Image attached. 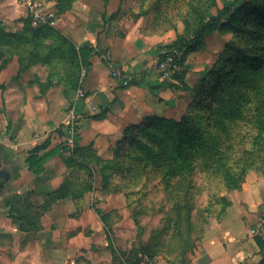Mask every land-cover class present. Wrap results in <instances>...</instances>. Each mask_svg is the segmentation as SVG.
Wrapping results in <instances>:
<instances>
[{
  "label": "rangeland",
  "instance_id": "1",
  "mask_svg": "<svg viewBox=\"0 0 264 264\" xmlns=\"http://www.w3.org/2000/svg\"><path fill=\"white\" fill-rule=\"evenodd\" d=\"M225 1L0 0V31L5 33L0 46L6 59H17L19 70L21 66L33 68L36 77L32 83L38 88L33 97L56 105L48 112L47 125L51 122L59 126L56 137L62 142L71 120L70 108L83 99L80 91L86 95L85 68L78 52L82 43L73 39L70 29L77 34L80 26L84 27L79 30L85 32L89 21L104 23L99 33L106 31L110 38L120 36L118 47L121 36L128 35L129 43L149 55L147 75L153 78L161 74L157 62L166 46L182 36H191L198 23L215 14ZM250 1L254 3H245L236 15L229 14L214 34L188 52L185 71L179 73H183L182 79L176 77L178 74L167 75L170 97H161L152 86L147 88L149 101L145 99L152 111L137 116L113 113L107 121L94 125L88 122L86 128L95 133L94 140L84 147L81 156H74L76 162L83 159L84 163L70 173L72 183L79 187L99 184L104 188L105 203L109 201L106 194L116 195L111 199L119 206L115 209L133 219L137 254L153 252L157 263L221 261L223 254L212 249L213 242L211 254L206 253L205 241L208 231L221 229L232 264H264V248L259 250L251 234L264 212V132L258 111L264 82L254 73L247 75V83L237 79L245 77L246 66L253 63L249 59H256L264 51V0ZM34 10L53 11L55 23L34 26ZM107 52L106 58H113ZM114 70H110L112 77ZM135 79L145 78L136 75ZM5 89L0 87V139H9L13 127L3 118L8 113ZM205 100L208 105L202 104ZM102 111L93 106L85 118L92 120L89 116ZM59 116L64 122L54 121ZM148 117L152 120L146 121ZM76 118L81 134L86 121ZM131 120L139 122L134 123L137 126L144 123L133 129L132 137L124 133V126ZM187 152L190 160L185 158ZM227 172L231 174L226 176ZM230 177L238 181V187H228ZM188 178L195 187L188 184ZM189 190L192 207L196 208L195 240V235L186 234L185 238L177 214V206ZM6 197L0 190V209L9 207L4 203ZM157 228L167 237L156 249L151 246V238Z\"/></svg>",
  "mask_w": 264,
  "mask_h": 264
},
{
  "label": "crops",
  "instance_id": "2",
  "mask_svg": "<svg viewBox=\"0 0 264 264\" xmlns=\"http://www.w3.org/2000/svg\"><path fill=\"white\" fill-rule=\"evenodd\" d=\"M104 25L89 21L85 25V32L79 30L84 27L80 26L77 34L70 29L73 39L81 41L82 46L89 43L94 48L84 66L86 78L83 87L86 95L68 112L69 117L74 115L86 121L78 139V145L81 147L90 144L95 137V133L86 128L88 122L94 125L101 120L107 121L113 113L122 116L131 112L137 116L152 111L145 101H149V87L153 86L163 98L170 97L172 92L167 83V75L156 74L153 78L147 75L150 62L149 55L143 53L145 50L137 49L134 43H129L128 35L121 36V47H118L117 40L120 36L110 38V33L107 34L106 31L99 33L104 29ZM81 34L83 38L79 37ZM105 51L111 53L113 58H106ZM110 68L118 69L129 79H135L136 75H143L145 79H135L137 85L122 89L120 86L123 83L111 76ZM35 77L33 68L19 72L17 59H11L7 65L0 68V87L6 88L5 103L8 110L3 118L8 125L13 124L11 137L0 139V152L4 163L10 166L13 178L0 190L4 191L7 197L21 196L22 200L27 201L25 206L31 204L27 209L30 221L25 218L24 225L18 214L11 212L10 206L0 209V264H122L134 246L135 226L127 213L118 212L115 208L119 206L111 203L116 195L106 194L109 201L105 203L102 190L104 188L99 184H92L90 189L82 192L71 191L68 196L55 201L50 197V193L59 189L66 179L70 178L74 167L66 162L70 149L56 137L59 126L51 122L47 125L48 112L56 108V105L49 106V102L33 97L38 91L37 86L32 83ZM93 106L103 110L102 119L97 120L89 116L92 120H86L88 110ZM37 109L47 111L39 113ZM60 118L61 116L53 119L64 122ZM132 123L139 122L131 120L124 128ZM47 138L51 139V143L39 153L40 155L60 145L62 149L46 161L43 172L35 174L29 168V150ZM207 233L206 253L211 254L213 242L212 249L223 254L221 261L215 259L210 264L231 263L229 250L224 248L225 232L216 229ZM257 247L259 250L264 248L259 244ZM161 262L158 264H165Z\"/></svg>",
  "mask_w": 264,
  "mask_h": 264
},
{
  "label": "trees",
  "instance_id": "3",
  "mask_svg": "<svg viewBox=\"0 0 264 264\" xmlns=\"http://www.w3.org/2000/svg\"><path fill=\"white\" fill-rule=\"evenodd\" d=\"M248 1V2H247ZM245 3H254L253 1L250 0H227L224 2L223 6L221 8H219V10L211 15L210 17H208L207 19L200 21L197 25V27L193 30L192 35L189 37H185L182 36L180 39H177L175 41L174 44L170 45V46H166L169 51L172 50H176V49H183L185 51V56H184V62L186 59V56L188 54V52L195 46V44H197L198 42H200L201 40H203L205 37L210 36L212 34H214L216 32V30L219 29L220 26H222L225 22V18L229 15H236L237 13H239L241 11V8L245 5ZM247 8V7H246ZM47 27V26H46ZM5 36V33H2L0 31V44L3 43L2 40ZM79 57L80 60L83 64V66H85L88 63V59L91 56V54L94 52V48L91 47V45L89 43H86L84 46H81L79 48ZM4 54L2 53V49L0 46V62H2L3 59H6L5 56H3ZM163 55L161 54L160 59H162ZM11 58H8L6 60L3 61V66L7 65L10 61ZM253 62L250 66H246L247 68V72L243 73L244 74V78H238L239 80H243L245 83L249 82V79L247 78V75L249 73H254V75L260 79V81L264 82V51L263 53H261L256 59H249V63ZM1 68V67H0ZM22 66L20 67L19 72L25 70L22 69ZM27 69V68H26ZM185 71V69H184ZM183 71V72H184ZM242 74V73H241ZM176 75V74H175ZM178 79H182L183 77V73L182 74H178ZM138 82L135 79H129L127 80L126 84H122L120 87L122 89H125L131 85H137ZM217 97V96H216ZM222 99V98H220ZM210 100V99H209ZM202 104L208 105V101H202ZM208 109H212V107H209ZM258 111H260V117H259V126L260 129L264 132V94L261 98V105L258 108ZM103 113L102 114H96L94 116H92L93 118L100 120L101 117H103ZM150 121L152 120V117H148L146 119V121ZM144 124V123H141ZM140 125H134V124H130L127 127L124 128V133H126L129 136H133L132 131L133 129H139L138 127H141ZM79 128V127H78ZM123 133V134H124ZM80 136V130H79V134L76 137V145L72 150V153L68 159L66 160L67 164L69 166H73V167H77L79 165H83L84 161L83 159L80 162H76V160H74V156L77 153L78 156H81L82 151L84 150V147L86 146H79L78 145V139ZM64 141H62L61 144H63ZM51 143V139L47 138L43 143L36 145L34 148H32L31 150H29V157H28V163H29V168L31 171H33L35 174H40L41 172L44 171L45 169V163L46 161L56 155L61 149H62V145L57 146L56 148L51 149L49 152L40 155L39 153L44 150L47 149L49 147ZM182 145V144H181ZM64 147V146H63ZM183 151H185V149H183ZM185 158L186 160H190L191 157L190 155L185 153ZM183 167H179L180 170H182ZM231 173L227 172L226 176H229ZM188 184L189 185H193L194 187L196 186V183L194 182L192 184V179L188 178ZM230 186H228L229 188L231 187H238V181L236 179H234V177H230ZM233 185V186H232ZM92 186L91 183H87L84 184L82 187L80 186H75L71 179L68 178L66 179V181L62 184V186L57 189L56 191L50 193V197L52 199V201H55L57 199L63 198L68 196L71 191L75 192H82L85 191L86 189H90ZM184 200L178 204L177 206V214H178V222L180 223V228L185 232V238H186V234H188L190 237L194 236V240L196 237V219L194 216V212L196 211V208H193V195L192 192L189 190L186 195L184 196ZM5 205H9L11 207V212L12 213H17L19 216V219H22V224L24 225L25 223V218L26 220L29 222V216H28V211L27 209H29V206H31L30 203H28V206H25V204L27 203V201L22 200L21 196L18 195H14V196H10L7 197L4 200ZM25 208V210L23 209ZM186 211V212H184ZM185 225V228H183V226ZM154 235H152L151 238V246L154 248H158L159 246H161L163 244V241L166 239L167 235L165 236V233L160 230V228L154 229ZM192 234V235H191ZM256 241L258 242V244L262 247H264V239L260 238V237H255ZM187 239L185 241V244H187ZM190 243L192 244V241H190ZM184 247V245H183ZM151 250V249H150ZM149 250V251H150ZM181 250H182V246H181ZM153 252H150V256L154 255L152 254ZM140 262V253L137 254V250H136V246L134 245L132 247V249L130 250V253L128 255L125 256L124 260L122 261V264H139Z\"/></svg>",
  "mask_w": 264,
  "mask_h": 264
},
{
  "label": "built area",
  "instance_id": "4",
  "mask_svg": "<svg viewBox=\"0 0 264 264\" xmlns=\"http://www.w3.org/2000/svg\"><path fill=\"white\" fill-rule=\"evenodd\" d=\"M33 25L34 26H43V25H52L55 23V14L53 11H48L46 13L39 12L34 10L32 13ZM162 59L157 62V69L163 75L169 74H179L183 71L184 56L185 51L183 49H176L169 51L164 49L162 52ZM84 71V75H85ZM112 75L115 79L120 80L123 84L127 83L129 80L128 76H125L119 70H114ZM79 96L84 97V92L79 93ZM76 116L72 115L71 120L68 123L67 135L64 139V146L67 149L72 150L76 145V137L79 134V128L76 122ZM251 234L254 237H260L264 239V212L261 214L258 224L252 228ZM139 264H158L157 261L148 254H142L140 256Z\"/></svg>",
  "mask_w": 264,
  "mask_h": 264
},
{
  "label": "water",
  "instance_id": "5",
  "mask_svg": "<svg viewBox=\"0 0 264 264\" xmlns=\"http://www.w3.org/2000/svg\"><path fill=\"white\" fill-rule=\"evenodd\" d=\"M13 178V173L10 166L3 161L2 153L0 152V188L5 186Z\"/></svg>",
  "mask_w": 264,
  "mask_h": 264
}]
</instances>
